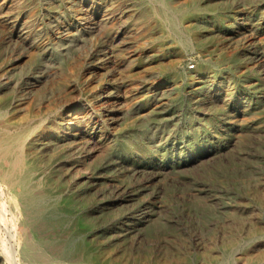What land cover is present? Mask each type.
<instances>
[{
    "label": "rangeland",
    "instance_id": "rangeland-1",
    "mask_svg": "<svg viewBox=\"0 0 264 264\" xmlns=\"http://www.w3.org/2000/svg\"><path fill=\"white\" fill-rule=\"evenodd\" d=\"M166 4L0 0V126L37 127L47 194L0 191V264H264V0Z\"/></svg>",
    "mask_w": 264,
    "mask_h": 264
},
{
    "label": "bare ground",
    "instance_id": "bare-ground-1",
    "mask_svg": "<svg viewBox=\"0 0 264 264\" xmlns=\"http://www.w3.org/2000/svg\"><path fill=\"white\" fill-rule=\"evenodd\" d=\"M157 1L162 5L161 7H154L155 13L166 19L168 14L166 11L164 12L162 6L165 8L167 0ZM1 116H3V113L0 111V117ZM39 136L40 134L37 132V127L35 125H22L16 128L0 126V191H3V189L8 191L6 204L10 207L13 216L20 221L27 218L26 208L29 204L42 202L47 197V194L31 196L33 187L43 185L44 183L43 181H34L32 176L34 166L30 161L26 147L29 144L37 145L41 143L42 138ZM28 197L29 200H26ZM20 250L25 252L26 249L21 247ZM11 263L22 264L19 259H14ZM221 264L230 263L229 261H225Z\"/></svg>",
    "mask_w": 264,
    "mask_h": 264
}]
</instances>
